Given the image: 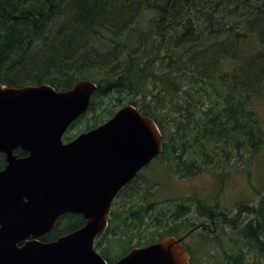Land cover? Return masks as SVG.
Listing matches in <instances>:
<instances>
[{
    "label": "trees",
    "instance_id": "trees-1",
    "mask_svg": "<svg viewBox=\"0 0 264 264\" xmlns=\"http://www.w3.org/2000/svg\"><path fill=\"white\" fill-rule=\"evenodd\" d=\"M81 78L98 87L69 128L90 113L86 128L96 127L132 104L162 134L155 166L164 165V174L175 175L186 164L193 174L191 166L196 173L213 162L228 163L240 148L261 149L264 130L255 103L264 96V0H0V83L65 90ZM146 178L150 197L159 184L156 175ZM140 188L141 177L122 189L97 236L94 248L107 261L126 253L134 237L146 245L201 223L181 225L189 203L169 200L156 209L144 196L129 202L125 194ZM241 211L250 216L239 225ZM197 212L204 219L217 213L204 203ZM222 221L241 238L237 250L222 249L218 264H264V195L258 207L238 204L237 214H222ZM83 223L78 214L63 215L43 240ZM104 241L121 244L116 255L101 246ZM194 254L190 264L197 262Z\"/></svg>",
    "mask_w": 264,
    "mask_h": 264
},
{
    "label": "water",
    "instance_id": "water-1",
    "mask_svg": "<svg viewBox=\"0 0 264 264\" xmlns=\"http://www.w3.org/2000/svg\"><path fill=\"white\" fill-rule=\"evenodd\" d=\"M97 87L84 78L65 90L0 83V264H190L187 249L172 235L114 262L94 249L116 194L162 152L158 126L132 104L64 142ZM68 213L80 215L83 225L43 241Z\"/></svg>",
    "mask_w": 264,
    "mask_h": 264
},
{
    "label": "rangeland",
    "instance_id": "rangeland-1",
    "mask_svg": "<svg viewBox=\"0 0 264 264\" xmlns=\"http://www.w3.org/2000/svg\"><path fill=\"white\" fill-rule=\"evenodd\" d=\"M255 104L264 130V96L256 100ZM92 116L93 113H90L85 118L88 121ZM85 118L69 128L65 136L74 137L87 130L86 126L89 123L85 121ZM235 151L234 149L233 152ZM238 151L239 154L234 153V157H231L228 163L213 162L207 169L202 166L204 170L196 172L197 174L192 166L193 174L188 173L190 164L184 165L175 175L167 172L164 174L162 172L164 165L155 166L156 159L153 160L154 162L152 161V170L147 171L149 178L156 175L159 184L156 185L158 188H152L150 197H147L149 201L157 203L156 209L166 207L169 200L174 201L171 204L177 205L180 204L177 202L187 204L189 203L187 199L192 198L193 203L190 204V210L184 215L185 221L181 225L185 223L186 225L200 222L210 223L212 219H204V216H201L197 209L202 203L207 207L216 208L217 213L214 219L217 229L213 230L214 227H211L213 235L203 239L205 237L203 231L195 230L186 239L188 246L195 252L196 264H218L223 257L222 249L227 252L237 250L236 247L239 245L241 235L236 228L227 227L226 223H223L222 214L235 216L238 211V204L250 203L258 207L259 201L264 195V147L256 151L245 148H240ZM148 182L151 181L148 180ZM118 201L120 202V199ZM244 212L241 211L239 225L244 224L247 217L250 216ZM187 230L183 226H179L178 235L184 234ZM120 245L117 241L114 243L104 241L101 244L104 249L110 248L108 250L110 255H116L114 252L120 248ZM97 251L99 252V250Z\"/></svg>",
    "mask_w": 264,
    "mask_h": 264
},
{
    "label": "flooded vegetation",
    "instance_id": "flooded-vegetation-1",
    "mask_svg": "<svg viewBox=\"0 0 264 264\" xmlns=\"http://www.w3.org/2000/svg\"><path fill=\"white\" fill-rule=\"evenodd\" d=\"M66 131H68V130H66ZM66 133V132H65ZM65 133L63 134V136L65 137ZM77 136V135H76ZM76 136H74V137H71L69 140H63L64 142H68V141H70V140H72V139H74ZM62 139H63V137H62ZM17 150V149H16ZM15 150V151H16ZM21 150V149H20ZM23 152H25V151H23ZM1 155H2V153H0ZM25 154H26V152H25ZM160 155V154H159ZM3 156V155H2ZM158 156H156L154 159H156ZM3 159H4V157H3ZM154 159H152L147 165H145L144 167H142L137 173H136V175L131 179V180H129V182H127L120 190H119V192L116 194V196H115V198H114V200H113V203H112V206H113V204H114V202H115V200L116 199H121V196L120 197H118L119 196V194H120V192L122 191V189H124L125 187H128V185L129 184H131L132 182H138L139 181V179H140V177H141V188H140V191L139 190H137V191H135V192H131V193H126L127 194V196H126V194H125V197H126V199L129 201V202H133L134 200H138V199H140L139 197L140 196H144V197H147L148 196V191L146 190V192H145V186H147V184H145V180H144V177L146 178V176H148V173H147V168H148V166L151 164V162L154 160ZM4 165H5V161H4V163H3V165L0 167V169H2L3 167H4ZM142 176H143V178H142ZM146 181H147V183H148V179L146 178ZM129 194V195H128ZM188 201H189V206H185V208L187 209V210H190V204H192L193 203V200H192V198H188L187 199ZM141 201H143V199L141 200ZM144 201H147V198H144ZM187 207H189V208H187ZM112 208V207H111ZM68 214H70V213H68ZM66 215V214H65ZM241 215V214H240ZM63 216V215H62ZM61 217V216H60ZM59 217V218H60ZM57 221H58V219H57ZM57 221H56V223H57ZM238 221H240V218L238 219ZM56 225V224H55ZM214 227L213 228V230H216L217 229V226H216V221H215V219H212L211 221H210V223H207V222H201L200 224H199V226L198 227H196V226H192L191 228H189L184 234H182V235H176V237L179 239V241L180 242H182L183 244H184V246L186 247V249L188 250V252H189V254H190V256H192V252H193V250H191V248L188 246V244L186 243V239L190 236V234L193 232V231H195V230H202L203 231V234L204 235H206V234H208L210 237H211V235H213V232L211 231V227ZM55 227V226H54ZM53 227V228H54ZM53 230V229H52ZM51 230V231H52ZM50 231V232H51ZM192 231V232H191ZM49 233V232H48ZM215 235V234H214ZM45 236V235H44ZM98 238V237H97ZM96 238V239H97ZM136 239H137V237H134L133 238V240H132V245L130 246V248L128 249V251L126 252V253H124L122 256H124L125 254H127L132 248H135V247H142V246H144V245H138L137 244V242H136ZM42 240H43V238H42ZM44 241V240H43ZM143 241V240H142ZM147 245V244H146ZM122 256H120V257H122ZM119 257V258H120ZM119 258H116L114 261H116V260H118ZM108 262H113V261H108Z\"/></svg>",
    "mask_w": 264,
    "mask_h": 264
}]
</instances>
